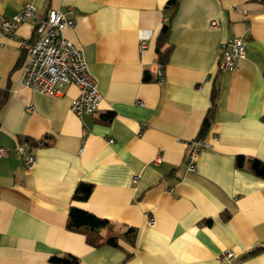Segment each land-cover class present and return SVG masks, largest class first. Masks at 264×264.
Returning a JSON list of instances; mask_svg holds the SVG:
<instances>
[{
    "label": "crops",
    "instance_id": "1",
    "mask_svg": "<svg viewBox=\"0 0 264 264\" xmlns=\"http://www.w3.org/2000/svg\"><path fill=\"white\" fill-rule=\"evenodd\" d=\"M170 1L0 0L8 18L29 3L41 16L72 9L65 37L82 49L102 97L94 115L79 117L77 86L62 96L25 88L19 41L34 40L32 23L3 40L0 149L10 155L0 159V264H264V250L254 253L264 249V178L250 168L264 163V0H178L168 11ZM235 38L246 39L248 54L220 72L222 47ZM215 87V120L202 136ZM198 137L210 148L190 172L188 144ZM24 140L36 156L30 170L15 152ZM81 185L93 187L87 201L73 199ZM71 207L108 220L118 247L95 248L68 231Z\"/></svg>",
    "mask_w": 264,
    "mask_h": 264
},
{
    "label": "built area",
    "instance_id": "2",
    "mask_svg": "<svg viewBox=\"0 0 264 264\" xmlns=\"http://www.w3.org/2000/svg\"><path fill=\"white\" fill-rule=\"evenodd\" d=\"M70 9L64 13L60 9H51L47 15L41 16L34 3H29L12 18L0 14V45L5 39H12L20 27L31 22L34 28V40L29 42L20 40L19 45L28 53V60L22 70V85L34 92L48 96H62L63 89L68 85H75L79 89V95L72 104L71 111L79 117L94 115L99 109L102 97L98 83L90 74L89 66L84 58L82 49L65 37L67 28L75 27V19ZM212 27H217L218 22H212ZM147 47L146 42L140 44V51ZM249 46L244 38H235L222 47V55L219 61L220 72H232L238 67V63L245 59ZM159 81H163V67L159 71ZM30 112L33 108L28 109ZM109 144L113 141L109 140ZM187 153L188 169L195 172L200 154L210 148L208 142L198 137L190 144ZM15 152L23 161L24 166L30 170L36 163V156L32 152V144L28 140L20 142ZM10 155L8 149H0V159ZM160 162V159H157ZM138 180L136 177L135 181ZM150 226H154L156 220L148 217ZM233 257L231 253H225L222 260Z\"/></svg>",
    "mask_w": 264,
    "mask_h": 264
},
{
    "label": "trees",
    "instance_id": "3",
    "mask_svg": "<svg viewBox=\"0 0 264 264\" xmlns=\"http://www.w3.org/2000/svg\"><path fill=\"white\" fill-rule=\"evenodd\" d=\"M178 7V0H171L167 6L168 11L176 10ZM170 35V26L165 24L159 34L158 44H157V53L159 56L160 63L165 66L169 61V55L171 53V48L164 50V47L168 44ZM212 106L204 120L201 129V135H205L210 129L212 123L215 120L216 109L218 106L219 100V90L215 87L212 93ZM7 96L0 95V111L6 105ZM112 114L108 117V119H112ZM32 146L33 142L28 140ZM243 158L239 159L238 165L240 167L243 166ZM250 168L254 172L255 175L264 178V163L257 159H253L250 163ZM93 187L91 185H81L77 188L74 200L75 201H87L92 193ZM66 228L68 231L84 235L86 237L87 244L99 248L102 246H113L118 247V238L119 235L113 234L112 229L110 227V223L106 219H102L97 217L96 215L78 209L76 207H71ZM110 232L107 235H104L105 231ZM262 249L255 250L254 253H257ZM51 262L54 264H79V260L77 258L72 257H53Z\"/></svg>",
    "mask_w": 264,
    "mask_h": 264
}]
</instances>
